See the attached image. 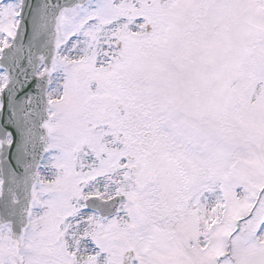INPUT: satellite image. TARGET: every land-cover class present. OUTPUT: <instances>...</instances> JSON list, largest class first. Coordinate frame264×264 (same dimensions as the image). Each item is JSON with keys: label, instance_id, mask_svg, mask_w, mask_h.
<instances>
[{"label": "snow or ice", "instance_id": "snow-or-ice-1", "mask_svg": "<svg viewBox=\"0 0 264 264\" xmlns=\"http://www.w3.org/2000/svg\"><path fill=\"white\" fill-rule=\"evenodd\" d=\"M0 264H264V0H0Z\"/></svg>", "mask_w": 264, "mask_h": 264}]
</instances>
